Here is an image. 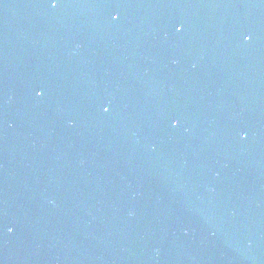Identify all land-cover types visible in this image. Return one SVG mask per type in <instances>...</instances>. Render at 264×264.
<instances>
[{
	"label": "water",
	"instance_id": "water-1",
	"mask_svg": "<svg viewBox=\"0 0 264 264\" xmlns=\"http://www.w3.org/2000/svg\"><path fill=\"white\" fill-rule=\"evenodd\" d=\"M0 264H264V0H0Z\"/></svg>",
	"mask_w": 264,
	"mask_h": 264
},
{
	"label": "snow or ice",
	"instance_id": "snow-or-ice-1",
	"mask_svg": "<svg viewBox=\"0 0 264 264\" xmlns=\"http://www.w3.org/2000/svg\"><path fill=\"white\" fill-rule=\"evenodd\" d=\"M47 2H48L49 7L55 9V8H57V7L60 6V2H61V0H47ZM113 6L118 7L119 4H114ZM117 18H118L117 15H113V16H112V20H113V21L117 20ZM182 28H183V25H177V26L175 27V31H176V32H180V31H182ZM250 39H251V37H250V35H248V34H245L244 37H243V40H244L245 42H248ZM42 94H43V89H39V90H36V91H35V95H36L37 97L41 96ZM101 111H102L103 113H105V114L108 113V112L110 111V106L107 105V104H102V105H101ZM177 124H178V121H173L172 126L175 127ZM240 138H241V139L246 138V133H242V134L240 135Z\"/></svg>",
	"mask_w": 264,
	"mask_h": 264
},
{
	"label": "clouds",
	"instance_id": "clouds-1",
	"mask_svg": "<svg viewBox=\"0 0 264 264\" xmlns=\"http://www.w3.org/2000/svg\"><path fill=\"white\" fill-rule=\"evenodd\" d=\"M9 231H11V229H9Z\"/></svg>",
	"mask_w": 264,
	"mask_h": 264
}]
</instances>
